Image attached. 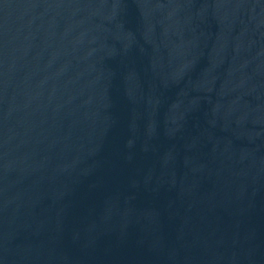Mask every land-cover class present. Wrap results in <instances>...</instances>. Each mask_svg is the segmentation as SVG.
Segmentation results:
<instances>
[{
	"label": "water",
	"instance_id": "1",
	"mask_svg": "<svg viewBox=\"0 0 264 264\" xmlns=\"http://www.w3.org/2000/svg\"><path fill=\"white\" fill-rule=\"evenodd\" d=\"M0 264H264V0H0Z\"/></svg>",
	"mask_w": 264,
	"mask_h": 264
}]
</instances>
